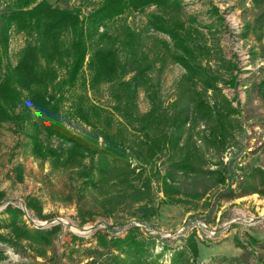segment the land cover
<instances>
[{
	"label": "trees",
	"instance_id": "obj_1",
	"mask_svg": "<svg viewBox=\"0 0 264 264\" xmlns=\"http://www.w3.org/2000/svg\"><path fill=\"white\" fill-rule=\"evenodd\" d=\"M4 1L0 0V6ZM7 1L11 10L0 14V123H12L24 137L15 143L16 147L28 148L33 157L41 162L49 161L53 168L70 171L72 179L77 181L79 197L97 191L99 197H94L95 200L109 214L129 210L140 202L177 204L199 200L209 188L224 184L228 168L219 160V154L234 138L238 110L219 86V74L202 61L204 56H209L206 55L208 47L193 42L190 31H184L182 0H101L82 18L79 8L53 6L47 0ZM255 1L262 6V11L254 19V30L261 35L264 0ZM151 5L156 10L149 15V25L169 37L173 48L170 50L165 44L167 51L184 69L179 96L169 107L161 105L149 76L148 63L135 56L130 69L122 64L106 27L127 10L139 11ZM248 26L246 31L250 30ZM12 30L24 33L26 41L16 63L3 64ZM124 32L133 51L130 40L134 41V33L127 26ZM64 35L69 37L67 45L62 41ZM249 52L255 53L252 48ZM62 66L65 76L60 79ZM84 68L90 74L89 89L95 91L104 83L111 85L113 104L106 108L87 97H78L72 110L91 129L81 135L63 123L61 109L65 89L77 83ZM128 71L133 72L130 80L124 79ZM228 80L230 85L237 83V74L232 69ZM139 89L150 103V108L141 115L135 111ZM30 106L45 115L46 136L57 137L70 147L62 151L42 141ZM200 125L203 129L195 133ZM169 127L186 128L185 137L168 135ZM210 152L218 155L209 156ZM163 154L168 164L161 170L157 163ZM13 169L21 180L22 165ZM182 174L207 176L210 185L202 191H184L176 183ZM256 178H261L264 186V169L259 166L247 171L249 182L239 196L251 193L264 196V189L259 190L253 183ZM153 183L162 194L159 199ZM233 192L228 185L216 197L232 198ZM2 196L0 191V199ZM26 206L40 213L37 198L27 197ZM3 213L7 220H0V228L8 229V233L0 232V241L13 248L25 243L36 255L45 256L60 225L30 228L22 220V210L10 203ZM94 236L98 248L89 249L91 259L85 264H157L165 253L163 250L154 255L159 242L154 237H138L137 227H129L123 236L101 231H96ZM247 237L249 244L258 242L250 235ZM234 241L241 247L238 239ZM182 249L176 255L175 251L170 262L164 264H195L198 247L191 236L186 238ZM185 252H190L191 261ZM100 255L106 256L107 263H98ZM5 258V252L0 249V262Z\"/></svg>",
	"mask_w": 264,
	"mask_h": 264
},
{
	"label": "rangeland",
	"instance_id": "obj_2",
	"mask_svg": "<svg viewBox=\"0 0 264 264\" xmlns=\"http://www.w3.org/2000/svg\"><path fill=\"white\" fill-rule=\"evenodd\" d=\"M47 1L62 8H79L81 18L101 2ZM182 5L184 31H190L193 42L203 43L208 47L206 55L209 56H204L202 61L219 74V86L238 110L234 118V138L226 150L219 154V160L228 168L224 184L209 188L204 198L199 200L189 199L187 203L177 204L140 202L129 210L109 214L95 200L94 197H99L97 191L79 197L77 181L72 179L70 171L53 168L49 161L41 162L33 157L28 148L16 147L15 143L24 137L18 134L12 123H0V191L3 192L0 199V220H7L3 209L10 203L22 210V220L30 228L46 229L52 225H60V230L52 245L47 247L45 256L36 255L25 243L13 248L0 241V249L6 256L0 264H85L91 259L89 249L98 248L94 236L96 231L123 236L129 227H137L138 237H154L161 244L156 243L153 250L154 255L165 251L157 264L169 263L175 251L176 255L179 249L183 250L182 245L188 236L192 237L198 247L195 264H264V207L259 208L261 202L256 200L241 202L246 198L239 196L249 182L247 171L255 166L264 169V26L261 35L258 30H254V19L262 11V6L255 0H182ZM9 10L11 5L5 0L0 6V14ZM155 10L153 5L139 11L127 10L108 22L106 27L114 39L122 64L130 69L135 56L142 57L148 63L149 76L157 88L161 105L169 107L179 96V83L183 82L184 69L171 58V52L167 51L165 44L169 45L170 50L173 48L169 37L155 31L148 23L149 15ZM247 25H250L248 31ZM125 26L134 33V41L130 40L133 51L124 36ZM68 40L67 35L62 37L65 45ZM25 41L24 33L15 30L10 32L9 47L3 64L16 63ZM250 48L254 50V54L249 52ZM230 69L233 74H237L235 85L229 84ZM132 75L133 72L128 71L124 79L130 80ZM64 76L65 67L62 66L59 69V78ZM89 77L88 69L84 68L77 83L65 89V100L61 109L63 123L71 131L81 135L91 129L72 110L78 97H87L91 102L106 108L113 104L111 85L104 83L93 91L88 87ZM30 108L32 118L41 130L40 138L45 144L62 151L70 147L69 143L57 137H47L44 131L45 115L32 106ZM149 108L146 94L139 89L135 98V111L141 115ZM202 129L203 125H200L194 131L198 133ZM166 131L170 136L182 134L183 138L187 132L186 128L175 127H169ZM208 155L218 154L210 152ZM165 156L163 154L157 163L161 170L168 164ZM16 165L23 167L21 180L15 176L13 168ZM176 183L187 192L202 191L210 185V178L182 174ZM253 183L259 190L264 189L261 178H256ZM228 185L234 189V196L216 197ZM136 186H139V182H136ZM153 189L158 199L161 198L162 194L157 191L155 183ZM251 194L243 196L250 195L257 199L262 196L258 193ZM30 196L39 200L40 213L26 206V198ZM164 206L171 207V210H164ZM161 210L166 219H162ZM137 222L141 225L137 226ZM198 223L205 224L208 229L215 231L214 234L210 235L206 229H199L196 233L191 228ZM183 224H188V228L179 233L177 229ZM0 232L8 233V229L0 228ZM172 232L176 234L167 235ZM247 235L258 242L249 244ZM231 238V242L241 249L238 255L224 253L205 259L199 252V247H208L212 243H222ZM235 239L240 241L241 247L236 245ZM185 257L191 261L190 252H185ZM233 257L237 259L233 260ZM98 263H107L106 256L100 255Z\"/></svg>",
	"mask_w": 264,
	"mask_h": 264
},
{
	"label": "crops",
	"instance_id": "obj_3",
	"mask_svg": "<svg viewBox=\"0 0 264 264\" xmlns=\"http://www.w3.org/2000/svg\"><path fill=\"white\" fill-rule=\"evenodd\" d=\"M253 194H255V193H252L251 195H253ZM241 198H246V199H242L241 202H243V200H248L249 202L251 200L260 201L261 205L259 206V208L262 209L264 207V196L263 197L261 196V198H258V199L253 198L250 195L249 196H242ZM164 208H165L164 210H167V209L171 210V207H169V206H164ZM175 210H177V209H175ZM161 217H162V219L167 218L165 213H162V210H161ZM231 240H232V238L225 241L226 243L225 242L212 243L208 247H206L204 245L202 248L199 247V252L202 255V257L205 259L211 258L212 256H218V255H221L224 253L230 254L231 256L238 255L240 253L241 249L239 247H236L234 242H231Z\"/></svg>",
	"mask_w": 264,
	"mask_h": 264
},
{
	"label": "built area",
	"instance_id": "obj_4",
	"mask_svg": "<svg viewBox=\"0 0 264 264\" xmlns=\"http://www.w3.org/2000/svg\"><path fill=\"white\" fill-rule=\"evenodd\" d=\"M233 222H234V221H233ZM136 225L139 226V225H141V224L137 222ZM142 226H143V225H142ZM187 228H188V224H183L182 226H180V227L177 229V231H179V233H182V232H184V230L187 229ZM193 228H194V229H193ZM193 228H191V229H192V230H196V233H198V230H199V229H200V230L206 229V231H208V233H209L210 235H211V234H214V232H215V231H213V230H211V229H208V227H207L205 224H200V223H198V225H194ZM177 231H176V232H177ZM174 234H176V233H173V232H172V234L168 233L167 235L170 236V235H174ZM209 234H208V236H210ZM167 235H166V236H167ZM200 238H201V237H200Z\"/></svg>",
	"mask_w": 264,
	"mask_h": 264
}]
</instances>
